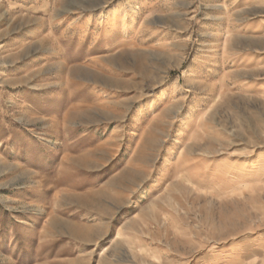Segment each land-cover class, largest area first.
Instances as JSON below:
<instances>
[{"label": "rangeland", "instance_id": "rangeland-1", "mask_svg": "<svg viewBox=\"0 0 264 264\" xmlns=\"http://www.w3.org/2000/svg\"><path fill=\"white\" fill-rule=\"evenodd\" d=\"M0 264H264V0H0Z\"/></svg>", "mask_w": 264, "mask_h": 264}, {"label": "bare ground", "instance_id": "bare-ground-1", "mask_svg": "<svg viewBox=\"0 0 264 264\" xmlns=\"http://www.w3.org/2000/svg\"><path fill=\"white\" fill-rule=\"evenodd\" d=\"M132 17H133V14L130 13V14H129V19H131ZM117 20H118V18L115 17V18L113 19V22H117ZM130 21H131V20H128L127 22H125V23L122 25V29H121V30L123 31V33L126 32L128 26H129V24H130Z\"/></svg>", "mask_w": 264, "mask_h": 264}]
</instances>
